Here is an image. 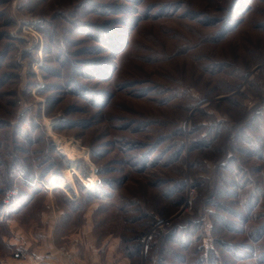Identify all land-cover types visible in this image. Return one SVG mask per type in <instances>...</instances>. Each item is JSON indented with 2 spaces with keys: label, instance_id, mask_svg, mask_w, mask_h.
I'll return each instance as SVG.
<instances>
[{
  "label": "rangeland",
  "instance_id": "rangeland-1",
  "mask_svg": "<svg viewBox=\"0 0 264 264\" xmlns=\"http://www.w3.org/2000/svg\"><path fill=\"white\" fill-rule=\"evenodd\" d=\"M104 6L133 5L0 0V201L42 188L0 215V264H264V0H139L97 82L74 72L112 57L74 33Z\"/></svg>",
  "mask_w": 264,
  "mask_h": 264
},
{
  "label": "trees",
  "instance_id": "trees-1",
  "mask_svg": "<svg viewBox=\"0 0 264 264\" xmlns=\"http://www.w3.org/2000/svg\"><path fill=\"white\" fill-rule=\"evenodd\" d=\"M132 3V7H115V6H104L105 8H109L111 13L115 14L117 11L119 13H125L123 18L117 17L116 19H110L106 23V25H97V26H91V25H83L82 23L80 25H77L76 27V33L74 35H89L92 37V39H95L99 45L95 46V48H87L85 49L86 51L90 53H97V52H102V53H107L110 54L112 57L109 63H107V58H102V57H95L91 60H85L81 61V66H78V68L74 72V76H82V78H85L87 80H96L97 82H108L110 79L113 78L114 74L116 73L117 70V60L120 56L124 55V51L128 47L129 41H130V35L134 28L138 25L139 18L135 14L137 13L136 11V6L139 2V0H128ZM90 5L92 3H89ZM247 10L243 9L240 13H245ZM135 13V14H134ZM148 14H145L143 18H147ZM219 22L226 23L227 19L223 18L222 19H216L213 20L212 24H218ZM238 24L237 20H232V22L229 24V26L226 28V31H231L236 25ZM116 25H120L115 27ZM223 25V24H222ZM90 26V27H89ZM90 50V51H89ZM76 81V80H75ZM74 89L76 90L77 93L80 92H85V97L88 99H91L92 101H97V107L98 109H101L106 105V100L107 96L109 94L105 91H92L88 90L86 87L78 84H74ZM110 97V96H109ZM59 154V153H58ZM11 187V186H10ZM29 191L30 193L27 194L26 192H19L17 195L13 196L12 199L7 203L3 204L0 201V215L7 214L10 216L11 214H14L17 210L20 211L21 208L25 207L28 205L34 198H36V195L40 193L42 188L35 184L31 185L28 184ZM242 187V186H240ZM231 189V190H230ZM227 189L230 194L236 193L234 190L235 189ZM94 191L88 190L87 193L90 194L91 196L97 195V193ZM221 195L224 194V190H220ZM3 191H0V194ZM66 199V198H65ZM255 200V201H254ZM258 200L257 193L253 191L251 193V196H249V199L247 201V206L248 210L250 211L255 202ZM3 205L5 209L3 208ZM240 215V214H239ZM242 226L245 225L244 220L243 223L241 224ZM242 229V228H241ZM254 233H255V242L260 241L264 237V222L257 227H254ZM139 246V245H138ZM242 246V245H241ZM262 247V246H260ZM245 249L249 250V253L245 254L249 255L250 257H253L254 254V249L251 246H246ZM135 251V248H134ZM261 256L259 257L258 262L259 263H264V246L262 249H260ZM198 264V262H197Z\"/></svg>",
  "mask_w": 264,
  "mask_h": 264
},
{
  "label": "built area",
  "instance_id": "built-area-1",
  "mask_svg": "<svg viewBox=\"0 0 264 264\" xmlns=\"http://www.w3.org/2000/svg\"><path fill=\"white\" fill-rule=\"evenodd\" d=\"M16 192V191H15ZM14 192V193H15ZM63 256L66 258V261L68 262V264H77L72 257H70V255L67 252H62Z\"/></svg>",
  "mask_w": 264,
  "mask_h": 264
},
{
  "label": "crops",
  "instance_id": "crops-1",
  "mask_svg": "<svg viewBox=\"0 0 264 264\" xmlns=\"http://www.w3.org/2000/svg\"><path fill=\"white\" fill-rule=\"evenodd\" d=\"M46 217V216H45Z\"/></svg>",
  "mask_w": 264,
  "mask_h": 264
}]
</instances>
